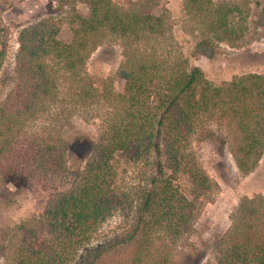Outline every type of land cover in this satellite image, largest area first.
I'll use <instances>...</instances> for the list:
<instances>
[{"label":"trees","instance_id":"16d2710c","mask_svg":"<svg viewBox=\"0 0 264 264\" xmlns=\"http://www.w3.org/2000/svg\"><path fill=\"white\" fill-rule=\"evenodd\" d=\"M79 1L87 14L73 9L68 41L59 40L56 30L33 26L21 34L20 54L27 52L29 61L54 56L78 81L80 101L100 102L102 93L82 72L106 33L142 41L145 34L146 38L163 34L166 20L153 3L138 11H121L112 0ZM64 5L58 0L54 10L63 12ZM186 6L205 17L214 38L242 36L243 29L233 23L237 7L216 5L213 0H186ZM4 9L0 0V72L7 44L1 18ZM124 65L119 74L122 90L116 94L119 107L102 117L100 134L87 145L91 152L78 171L79 179L70 190L59 191L49 200L42 214L43 231L21 222L14 235L5 232L0 251L6 264H171L170 252L153 251L154 237L176 242L191 233L203 197L215 184L191 149L203 117L217 112L236 126L240 140L233 158L240 171L251 172L263 157L264 74L247 72L214 84L202 67L186 58L161 76L155 60ZM50 86L45 74L24 95L26 99L10 94L0 103V131L2 126L12 131L10 122H18L35 102L50 96ZM64 123L57 138L36 150L44 153L42 158L53 168L62 166L76 141L63 139L69 128ZM3 147L0 139V160ZM120 160L140 169L135 183L118 182ZM13 166L1 180L13 182L20 175L21 169ZM181 178L188 179L187 187L181 186ZM262 202L246 196L241 199L230 228L214 242L216 264H264V229L259 230ZM126 211L131 214L125 218L127 225L111 236L97 237L109 218ZM186 264L194 263L188 258Z\"/></svg>","mask_w":264,"mask_h":264},{"label":"rangeland","instance_id":"374dc122","mask_svg":"<svg viewBox=\"0 0 264 264\" xmlns=\"http://www.w3.org/2000/svg\"><path fill=\"white\" fill-rule=\"evenodd\" d=\"M3 1L5 9L1 11V18L7 44L0 72V103L10 94L20 95V100L26 99L24 95L45 74L53 90L50 96L35 102L33 109L24 112L18 122L12 120V131L4 126L0 131L4 144V155L0 160V247L5 232L14 235L21 222H28L43 231L42 214L49 200L59 191H68L76 184L78 171L91 152L87 145L100 134L98 126L102 117L119 107L116 94L122 90L119 74L123 64L126 67L131 63L155 60L161 76L170 73L186 58L202 67L214 84L230 81L247 72L264 74V0H213L216 5L238 8L232 14L233 23L243 32L235 39L214 38V34L208 32L205 17L188 9L186 0H112L121 11H138L155 4L165 17V31L147 38L145 34L142 41L107 32L103 42L87 58L82 72L102 93V99L82 103L77 95L78 81L54 56L29 61L27 52L20 54V49L23 30L33 26L56 30L59 40L68 41L71 38L68 26L71 12L76 8L87 14L84 4L79 0H63L65 5L61 12L54 10L58 0ZM208 38H211L210 43ZM14 102H18L17 99ZM19 106L23 110V103ZM214 113L203 117L191 141L197 162L215 183L212 191L203 197L191 233L176 242L154 237L153 251L170 252L171 264H186L188 258L194 264H216L218 253L214 250V242L230 228L232 214L241 199L245 196L257 198L258 202L263 201L264 208V155L254 170L240 171L233 158L240 133L228 118ZM65 120L69 128L63 139L76 141L62 166L53 168L42 158L41 153H44L39 155L36 150L41 151L51 138L61 134L59 130ZM82 136L91 140L84 142ZM120 161L122 173L118 182L135 183L136 178L139 179L138 166ZM13 165L21 169L20 175L13 182L1 180ZM180 181L183 188L189 185L187 178ZM130 215L128 211L115 214L101 226L97 237H108L121 230L127 225L125 218ZM260 216L261 232L264 211ZM0 264H6L1 251Z\"/></svg>","mask_w":264,"mask_h":264}]
</instances>
